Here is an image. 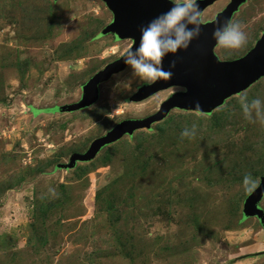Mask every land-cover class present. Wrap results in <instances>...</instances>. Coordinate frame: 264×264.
<instances>
[{
  "label": "rangeland",
  "instance_id": "374dc122",
  "mask_svg": "<svg viewBox=\"0 0 264 264\" xmlns=\"http://www.w3.org/2000/svg\"><path fill=\"white\" fill-rule=\"evenodd\" d=\"M231 3L214 0L201 23ZM113 18L103 0H0V264H264V224L245 214L264 177V76L211 114L160 113L187 88L131 100L158 77L136 60L73 109L133 44L101 35ZM263 32L264 0H246L213 55L244 59ZM164 113L101 145L123 121Z\"/></svg>",
  "mask_w": 264,
  "mask_h": 264
},
{
  "label": "water",
  "instance_id": "95a60500",
  "mask_svg": "<svg viewBox=\"0 0 264 264\" xmlns=\"http://www.w3.org/2000/svg\"><path fill=\"white\" fill-rule=\"evenodd\" d=\"M114 18L101 35L113 32L120 40L131 38L133 44L119 61L98 71L85 85L83 99L73 105L78 109L94 103L98 98V84L124 69L136 60H145L156 67L158 74L153 83H145L131 100H142L174 84H181L187 92H177L164 101L161 111L178 106L211 114L235 94L246 90L264 76V32L257 46L244 59L220 62L213 55V47L226 30L234 10L246 0H232L218 19L210 24L201 23V13L214 0H196L185 5L171 0H103ZM165 113L146 119L123 121L101 142H112L123 133L150 127L153 120ZM117 135V136H115ZM95 142L84 155L75 154L65 167H74L77 160H89L98 151ZM264 195L262 183L246 201L245 214L257 216L264 224V210L258 202Z\"/></svg>",
  "mask_w": 264,
  "mask_h": 264
}]
</instances>
